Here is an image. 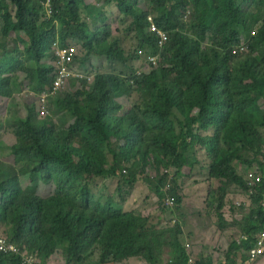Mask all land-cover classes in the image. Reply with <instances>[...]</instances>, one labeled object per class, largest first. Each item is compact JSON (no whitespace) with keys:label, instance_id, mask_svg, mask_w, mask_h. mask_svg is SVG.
Wrapping results in <instances>:
<instances>
[{"label":"trees","instance_id":"1","mask_svg":"<svg viewBox=\"0 0 264 264\" xmlns=\"http://www.w3.org/2000/svg\"><path fill=\"white\" fill-rule=\"evenodd\" d=\"M36 1L11 0L15 13L3 16V32L5 37L24 35L20 41L26 50L21 55L29 65L19 70L27 79L38 74L48 96L57 97L62 89L53 94L55 68L39 66L57 39L61 46L71 41L83 43L89 56L126 61L124 50L116 48L117 41L109 46L98 26L93 30L84 21L85 0H40L51 5V15L47 13L43 25L39 20L46 16ZM106 2L115 3L122 15L132 17L139 48H151L161 60L157 68L132 77L150 99L121 115V98L131 92L129 80L104 73L95 77L92 90L86 87L89 81L81 79L83 88L57 101L55 115L72 119L65 131L59 132L52 120L36 122L33 115L24 118L20 131L27 135L13 148L21 171L0 161V221L11 228V241L34 255L38 264L53 259L57 250L68 254L67 264L87 262L96 251L101 252L99 264L121 263L132 257L158 264L168 240L175 254L170 264H189L179 225L151 229L149 217L140 210L127 212L118 202L104 205L97 201L91 185L98 177H123L136 183L137 172L143 175L168 168L176 175L172 195L180 206L179 178L188 166L199 162L195 157L202 147L212 157L203 166L204 173L227 180L250 195L237 164L258 162V172L264 177V16L245 10L239 0H218V18L209 28L210 0H151L158 13L156 24L169 34V41L161 47L159 35L149 31L153 16L138 0ZM189 5L194 8L192 33L184 31ZM257 5L264 10V0H257ZM251 25L256 26L254 34ZM208 32L213 45L205 50ZM245 44L249 53H233ZM21 62L11 61L9 70ZM7 69L0 65V94L10 98V78L3 77ZM212 128H216L214 136L203 134ZM24 179L28 184H23ZM168 180L163 175L149 183L162 200ZM40 183L57 187V194L40 195ZM66 189L71 190L72 200L63 197ZM215 192L212 197L222 202L229 194L226 188ZM250 196L252 213L244 227L249 239L235 241L232 248L234 254L243 255L244 262L256 245L253 235L264 231V181ZM238 257L233 264H238ZM0 264H23V260L18 255L0 254Z\"/></svg>","mask_w":264,"mask_h":264},{"label":"rangeland","instance_id":"2","mask_svg":"<svg viewBox=\"0 0 264 264\" xmlns=\"http://www.w3.org/2000/svg\"><path fill=\"white\" fill-rule=\"evenodd\" d=\"M85 1L88 5V9H84V21L89 23L93 30H95L98 26V29L107 36L109 46L113 45L117 41L118 45H116V48L124 50L127 59L126 61H123L116 58L89 56L83 43L78 44V42L76 41H71L70 44H77V46L79 45V55L76 57L75 69L81 74L82 78L69 79L62 90L58 93L60 95L51 98L50 96H47V93L43 92L44 87L40 85L41 78L38 74L27 79V74L19 70L28 64V60H22L21 55V52H24L26 50L25 45L20 41V37H23L24 35L20 33H13L11 36L5 37L3 32V27L5 25L3 16L6 15V13H8L9 11H13L15 13V7L12 6L11 0H0V3H2L0 4V65L8 66V72L3 77L10 78L7 91L11 93L10 98L3 97L0 94V161L4 164H9V166H13L17 170V172L21 171L22 164L17 162V156L14 154L15 151L13 148L15 145L19 144L21 142L20 140L27 135L26 132L20 131L21 121L24 118L33 115L32 117L34 121L44 122L47 120H52L51 125L56 126L57 129L60 130L59 132L65 131L67 129V126L71 123V116H64L63 118H59L55 115L53 109L55 108L59 99H65L69 94L75 93L78 88H83L81 79H87L89 81V84L86 85V87L92 90L94 79L98 74H117L127 78L131 86V92L121 98V101L124 105V110L121 112V115H123L125 112L130 111L136 104H142L144 100L150 99V94L148 92L143 93L139 91V87L135 84V81L132 79V77H134L135 74L150 72L152 69L157 68L161 61L159 56L155 55L154 51L151 48H139L140 42L138 36L136 34V31H134L131 27V23L133 21L132 17H126L122 15L115 3H107L106 0ZM138 1L140 2V7L149 10L152 16L154 18L156 17L158 13L154 9L151 0ZM210 1L212 7L208 16L207 25L209 28H213L218 18L219 2L218 0ZM239 1L242 3V6L245 10L257 14L261 13V18L264 16V10L257 5V0ZM36 3L41 13L46 16L44 18H40L39 20L40 25H43L51 15V5L48 4V2H43L40 0H37ZM187 7L188 13L185 16V20L188 24L185 27L184 31L187 33H192L191 21L194 13V8L192 5H189ZM47 13L49 17H47ZM263 20L264 18L262 19V21ZM54 25L56 24L54 23ZM250 28L252 29L253 34L256 33V26L251 25ZM60 44L62 45L59 39L53 42V44L50 46L49 51L47 52L45 61L39 66L43 68H55L56 73L54 72L51 75V78L56 76L55 83L59 77V74L57 73L58 60L56 58H58L57 53L58 49L61 47ZM203 45L205 50L212 47L213 41L211 32H208L207 38L204 41ZM243 46L246 47V50H244L243 52L249 53V45L245 44ZM11 61L22 62L19 67H16V65L14 64V69L11 72V70H9ZM13 71L16 72L15 76L13 75ZM46 97L48 99L47 104L45 103ZM50 108H52V110H50ZM46 110H48V113L44 114ZM261 131L264 134V128H262ZM215 132L216 128H212L209 131H204L203 134L205 136H214ZM76 142H78V140H76ZM196 155L197 157L195 158L201 161V167L203 165H209L212 162V157L205 148L200 147L197 150ZM251 157L252 159H254V157L256 156L254 155V153H252ZM195 158H193L194 162ZM238 165L240 168H238V171L240 170V174L243 177H245L252 170L259 171L260 166L258 162H255L253 166L242 163H238ZM164 170L165 168H163V171ZM163 171L147 172V175L143 177L141 173L137 172V174H135L136 183L127 182L123 177H98L92 182L91 189L93 194L95 195L96 200H100L102 204L107 205L110 203V201H114L120 203L124 207L125 200L130 201L132 194L136 193V187L138 183H140L141 186L149 188V194L144 196L140 200V202H142L141 211H147L146 213H144V215H149V219L151 218L148 227L158 230L174 227V225L177 224V218L175 217L176 214L181 218V223H179L181 226H183L184 229L183 240L186 246L190 245L191 254L196 258L194 251H192L191 249L192 238L189 235H192L191 233L193 230L198 229H201L204 233H208V235H210L211 232L215 231L216 227H218L219 219L217 217V209L216 207L211 206V199H213V197L210 199V196H206L203 200V196L208 195L209 190L204 191L201 194H199L197 190H191L188 200H190L191 197H199V201L202 206L196 209L188 203L180 209L179 207L181 205L177 206L172 213L171 211L173 209H170L166 202L160 199L157 193L148 186L151 181H155V178L161 179L164 175ZM201 176H205V174L203 173ZM23 184H28L25 179L23 180ZM237 189L239 191L231 190V192L235 194L236 200H232L228 196L227 205L224 206L225 209L223 210L225 215L228 214L229 219L232 222L237 223L239 226V230L237 231L236 235L233 236L234 241L242 240V233L244 232V227L246 228V225H248L247 220L252 213L253 207L251 196L243 188H241L243 191L239 188ZM38 193L42 196L56 195L57 187L40 183ZM63 197L67 200H72L73 196L71 190L66 189L63 193ZM135 203L138 204V202ZM216 205L218 207L219 203H216ZM201 207H204V210H199ZM246 215L247 217H245ZM225 223L227 222L225 220H222L220 224L221 227H223ZM11 233V228L0 221V235H4L11 240ZM173 252L174 249L171 246V241L168 240L167 245H165V247L163 248L161 257L162 261L158 264H170L174 262L175 254H173ZM100 257L101 252L96 251L91 255L89 261L75 264H99L98 260H100ZM263 257L264 255L256 264H259ZM52 258L53 259L48 260L47 262L42 261V264H67L68 254L63 252L62 250H57ZM139 259L141 260H134L135 264H146L147 261L145 259ZM109 264H117V262H111ZM118 264L133 263L129 259H127ZM241 264H244V262H242Z\"/></svg>","mask_w":264,"mask_h":264},{"label":"crops","instance_id":"3","mask_svg":"<svg viewBox=\"0 0 264 264\" xmlns=\"http://www.w3.org/2000/svg\"><path fill=\"white\" fill-rule=\"evenodd\" d=\"M191 161H192V163L194 162L193 159ZM203 166L201 167V161H199L195 165L193 164L192 166L191 165L188 166L183 171V173L181 174V176L179 178V183L181 184L180 193L183 195V202H182V205L179 207V209L184 207L188 203L191 204L196 209L199 208L200 206H202L200 201H199V197H191V199L188 200V197H190L189 193H191L190 192L191 190H197L199 194H201L204 191L209 190V194L203 196V200H204V198L206 196H208V197L210 196V199H211L212 198L211 194L214 191L217 192L220 188H226L227 191L229 192V194H228L229 198H231L232 200H236L235 194H233L231 192V190L239 191L237 189L239 187H236L235 185H230L227 182V180H224V179H213V178H211L209 173L208 174L204 173V171H206V170H204ZM237 168H239L238 164H237ZM203 173L205 174V176H201ZM239 173H241L240 170H239ZM148 186H149V184H148ZM136 189H137L136 193L132 194L130 201L125 200V202H124L125 205L123 208L127 212H131V211H135V210L141 211L142 202H140V200L144 196L148 195L150 192L149 188L141 186L140 183L137 184ZM239 189H241V188H239ZM236 195H240V194H236ZM228 196H227V198H228ZM227 198L223 202L218 197L211 199V206L216 207L217 217L219 219L218 227H216L215 231H212L211 234L208 235V233H204L201 229H198V230H193L191 233L192 235L187 234V235L191 236V238H192L191 239L192 240L191 241L192 242L191 249H192V251H194V254L196 256L195 262L197 264L199 262H202L203 264L204 263L205 264H207V263L208 264H233L234 259H236V257L239 256V255L234 254L236 252L232 250L233 243L235 242L233 240V236L236 235L237 231L239 230V226L237 223H234L229 219L228 214L225 215V213L223 212V210L225 209L224 206L227 205ZM241 198H243V197H241ZM132 200L135 202H138V204L133 202ZM216 203H219L218 207H217ZM126 204H127V206H126ZM137 205H139V206H137ZM199 210H204V207H201ZM173 211H174V209L171 212L173 213ZM141 212L146 213L147 211H141ZM152 214H154V213H152ZM175 217L177 218L176 219L177 224L174 225V227L179 225L182 229L181 235H184L183 226L180 225V223H181L180 219L181 218L178 217L176 214H175ZM150 220H151V218H150ZM222 220H225L227 222V223H225V225L223 227H221V225H220ZM171 228H173V227H171ZM244 234L245 233L243 232L242 235H244ZM240 241L238 240V242H240ZM185 250L187 251L189 258L193 259L192 257H194V256L191 254L190 249H188L186 247ZM173 254H174V252H173ZM243 259H244L243 255H240L237 258L238 264H241L242 262H244ZM263 259H264V257H263ZM263 259H261L259 264H264ZM129 260L133 264H135L134 260H141V259H139L137 257H132ZM138 263H139V261H138ZM146 264H149V263L146 262Z\"/></svg>","mask_w":264,"mask_h":264},{"label":"built area","instance_id":"4","mask_svg":"<svg viewBox=\"0 0 264 264\" xmlns=\"http://www.w3.org/2000/svg\"><path fill=\"white\" fill-rule=\"evenodd\" d=\"M149 21L151 24L149 31L151 33H155L159 35L160 37L159 44L161 45V47H164V45L169 41V34L159 28V26L156 24L154 20V17H150ZM243 49H245V47H243ZM78 55H79V48L77 44H68L66 46H61L58 49L57 73L59 74V77L56 83L54 84L53 94L61 90L69 79L82 78L81 74L75 69V61ZM45 103L47 104V97ZM47 113L48 110L44 112V114ZM163 172L164 175H167L169 177V180L167 181V183L163 188V190L166 193L165 202L170 209H175L178 206V202L176 196L172 195V193L173 191L176 190L174 186V179L176 175L173 170L168 168L165 169ZM125 173H128V171H125ZM146 175L147 174H143L142 176H146ZM246 181L248 183V186L250 187V195H254L258 192V186L264 181V177L261 172L252 170L246 175ZM253 236L256 240V245L249 252V258L244 262V264H256L259 261V259L264 255V231L256 233ZM241 239L242 240L240 242H242L243 240L247 241L249 237L244 235L242 236ZM182 242H184L183 236H182ZM186 247L190 249V245ZM0 254L21 256L23 260V264L40 263V261L34 255H28L24 253L22 247L19 244L14 243L4 235H0ZM192 258L193 259L190 258L189 264H196L194 260L195 257Z\"/></svg>","mask_w":264,"mask_h":264},{"label":"clouds","instance_id":"5","mask_svg":"<svg viewBox=\"0 0 264 264\" xmlns=\"http://www.w3.org/2000/svg\"><path fill=\"white\" fill-rule=\"evenodd\" d=\"M78 46H79V45H78ZM243 47H245V46H240V47L235 48L234 51H236V52H233V53H234V54L245 53V52H243V51L246 50V47H245V49H243ZM125 171H127V170H125ZM256 171H257V170H256ZM244 178H245V180H246V176H245Z\"/></svg>","mask_w":264,"mask_h":264}]
</instances>
